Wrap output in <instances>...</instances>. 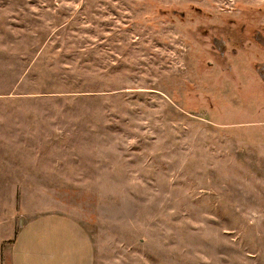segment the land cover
Returning <instances> with one entry per match:
<instances>
[{"label":"rangeland","instance_id":"obj_1","mask_svg":"<svg viewBox=\"0 0 264 264\" xmlns=\"http://www.w3.org/2000/svg\"><path fill=\"white\" fill-rule=\"evenodd\" d=\"M44 214L93 264H264V0H0V264Z\"/></svg>","mask_w":264,"mask_h":264},{"label":"crops","instance_id":"obj_2","mask_svg":"<svg viewBox=\"0 0 264 264\" xmlns=\"http://www.w3.org/2000/svg\"><path fill=\"white\" fill-rule=\"evenodd\" d=\"M10 264H93L92 243L69 217L40 215L20 228Z\"/></svg>","mask_w":264,"mask_h":264}]
</instances>
